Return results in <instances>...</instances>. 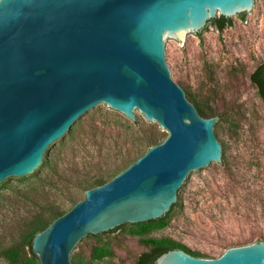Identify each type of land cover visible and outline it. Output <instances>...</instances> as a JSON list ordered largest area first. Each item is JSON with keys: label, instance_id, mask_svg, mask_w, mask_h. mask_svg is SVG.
<instances>
[{"label": "water", "instance_id": "1", "mask_svg": "<svg viewBox=\"0 0 264 264\" xmlns=\"http://www.w3.org/2000/svg\"><path fill=\"white\" fill-rule=\"evenodd\" d=\"M255 8L256 0H0V190L34 181L50 150L103 107L136 123L142 113L169 133L33 238L40 264H74L94 237L158 226L179 210L191 178L227 161L217 119L199 114L169 70L171 40L207 30L218 12L233 19ZM174 259L264 264V243L217 259L174 249L154 264Z\"/></svg>", "mask_w": 264, "mask_h": 264}, {"label": "rangeland", "instance_id": "2", "mask_svg": "<svg viewBox=\"0 0 264 264\" xmlns=\"http://www.w3.org/2000/svg\"><path fill=\"white\" fill-rule=\"evenodd\" d=\"M224 31L172 36L169 70L215 126L227 161L191 178L179 210L158 226H126L94 237L74 264H138L145 240H169L198 258L264 243V99L251 80L264 64V0ZM169 133L140 113L137 123L103 107L50 150L34 181L0 190V264H40L28 239L162 143Z\"/></svg>", "mask_w": 264, "mask_h": 264}, {"label": "trees", "instance_id": "3", "mask_svg": "<svg viewBox=\"0 0 264 264\" xmlns=\"http://www.w3.org/2000/svg\"><path fill=\"white\" fill-rule=\"evenodd\" d=\"M211 21H209L210 23ZM223 27H221L220 29H222ZM198 35H201V32L198 33ZM262 68H264V65H262L261 67H259V69L257 68L251 75V80L253 83H258V80H259V76H258V73H259V70H261ZM257 76H258V79H257ZM107 183L106 181H103V180H98L96 182V187L97 186H100V185H103ZM54 215V218L52 219V222L55 221L57 218H59L60 216H62L63 214H58L57 212L53 213ZM165 217V216H164ZM164 217L159 219L158 221H163L164 220ZM157 221V220H156ZM51 221L46 224V225H42L40 226V228H38L36 230V232L28 239L31 247H32V241H33V238L38 234L40 233L41 231H43L44 229H46L51 223ZM151 222V221H149ZM144 243L148 246L151 245V248L150 250H148L147 252H144L139 260H138V264H154L156 259L170 251V250H174V249H184L183 247L181 246H178L177 244L169 241V240H161V241H158V240H145ZM186 250V249H184Z\"/></svg>", "mask_w": 264, "mask_h": 264}, {"label": "flooded vegetation", "instance_id": "4", "mask_svg": "<svg viewBox=\"0 0 264 264\" xmlns=\"http://www.w3.org/2000/svg\"><path fill=\"white\" fill-rule=\"evenodd\" d=\"M246 13L244 14H240V15H236L237 17H244ZM230 20L231 18H227V17H224L222 15H220V12H218V15L216 16V18L212 19L211 20V23L214 24V26L220 30V31H224L228 26H231L230 25ZM221 27H223L222 29H220ZM262 65L264 64H261L260 66H258L257 68L259 69V67H261ZM258 76H259V80H258V83H253L260 96L264 99V68H262L261 70H259V73H258ZM258 76H257V79H258Z\"/></svg>", "mask_w": 264, "mask_h": 264}, {"label": "bare ground", "instance_id": "5", "mask_svg": "<svg viewBox=\"0 0 264 264\" xmlns=\"http://www.w3.org/2000/svg\"><path fill=\"white\" fill-rule=\"evenodd\" d=\"M178 262H179V260L174 259V260H171V261H170V264H178Z\"/></svg>", "mask_w": 264, "mask_h": 264}]
</instances>
